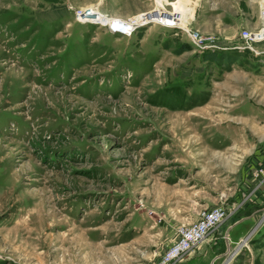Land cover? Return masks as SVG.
I'll list each match as a JSON object with an SVG mask.
<instances>
[{
  "label": "rangeland",
  "instance_id": "374dc122",
  "mask_svg": "<svg viewBox=\"0 0 264 264\" xmlns=\"http://www.w3.org/2000/svg\"><path fill=\"white\" fill-rule=\"evenodd\" d=\"M263 1L0 0V264H125L218 206L211 264H264Z\"/></svg>",
  "mask_w": 264,
  "mask_h": 264
},
{
  "label": "built area",
  "instance_id": "2783aa9c",
  "mask_svg": "<svg viewBox=\"0 0 264 264\" xmlns=\"http://www.w3.org/2000/svg\"><path fill=\"white\" fill-rule=\"evenodd\" d=\"M95 12L90 11L86 12L82 19L79 21H86L88 23H101L103 27L107 29L108 32L112 34H119L123 36L131 35L132 32L136 29L133 27L132 29H127L128 26L126 23H133V19H128L130 21L120 22L116 18H106L101 15H95L87 17L86 15H93ZM97 19L93 21L92 19ZM262 18L264 19V9L262 10ZM139 26V25H138ZM196 33V32H192ZM242 37L245 39L248 46H250L251 42L263 41L264 40V23L258 30L249 31L243 30ZM197 44L200 39L198 34L192 38ZM197 45H200L199 43ZM226 216L225 209L222 206L214 207L208 211H206L202 218L187 226L181 227L178 230V235L176 241L170 245L160 256L159 260L156 264H171L174 260L178 259L182 254L189 251L197 244H199L202 240H204L209 232L214 228L219 222L222 221Z\"/></svg>",
  "mask_w": 264,
  "mask_h": 264
},
{
  "label": "crops",
  "instance_id": "0c3cea01",
  "mask_svg": "<svg viewBox=\"0 0 264 264\" xmlns=\"http://www.w3.org/2000/svg\"><path fill=\"white\" fill-rule=\"evenodd\" d=\"M166 228L168 232H171L169 237H158L160 236L158 233L162 234ZM174 228L171 226L169 229L168 226L163 225L161 231L156 230L157 232L150 233V236H144L140 242V246L137 247L138 251L133 256V261L126 262L125 264H156L161 254L176 241L177 237ZM208 235L199 244L182 254L171 264H211L216 254L212 245L213 240ZM213 236L215 237L216 235L213 234Z\"/></svg>",
  "mask_w": 264,
  "mask_h": 264
},
{
  "label": "bare ground",
  "instance_id": "6f19581e",
  "mask_svg": "<svg viewBox=\"0 0 264 264\" xmlns=\"http://www.w3.org/2000/svg\"><path fill=\"white\" fill-rule=\"evenodd\" d=\"M157 4L160 5L159 3H157ZM262 5H263V8H264V1H263ZM148 15H150L152 18H155V19L160 18V20L165 21L167 23L168 22L170 23V20H169L170 14H168L166 11H164L162 6L158 7V9H155V11L148 13ZM92 20L96 21L97 19L95 18V19H92ZM143 21H145V20H142V21L141 20L140 21L137 20L136 22L130 23V24L126 23V25L128 26L127 29H132L133 27L141 25ZM120 22H121V20H120Z\"/></svg>",
  "mask_w": 264,
  "mask_h": 264
}]
</instances>
